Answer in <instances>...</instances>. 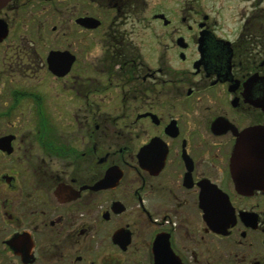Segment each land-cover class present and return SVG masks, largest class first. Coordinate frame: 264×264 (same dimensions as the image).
<instances>
[{
	"label": "flooded vegetation",
	"instance_id": "flooded-vegetation-1",
	"mask_svg": "<svg viewBox=\"0 0 264 264\" xmlns=\"http://www.w3.org/2000/svg\"><path fill=\"white\" fill-rule=\"evenodd\" d=\"M260 155L264 0L0 7V264H264Z\"/></svg>",
	"mask_w": 264,
	"mask_h": 264
},
{
	"label": "water",
	"instance_id": "water-1",
	"mask_svg": "<svg viewBox=\"0 0 264 264\" xmlns=\"http://www.w3.org/2000/svg\"><path fill=\"white\" fill-rule=\"evenodd\" d=\"M8 0H0V7L2 5H4ZM248 132L250 133L251 130L247 131V136H249ZM242 142H243V138L240 139V141L238 140L235 144L234 150H233V154H232V158H231V167H232V171H233V176L235 179V183L236 186L239 187L241 185H250V184H257L258 180H256V178L253 179V181H249L247 179L243 180L241 178V149H242ZM247 149V146H246ZM262 150V149H261ZM247 151V150H246ZM246 158H249L248 156H246ZM260 158H262L264 160V156L260 155ZM259 166V165H258ZM262 167H264L263 163H262Z\"/></svg>",
	"mask_w": 264,
	"mask_h": 264
}]
</instances>
